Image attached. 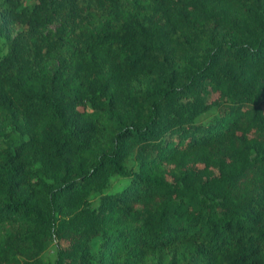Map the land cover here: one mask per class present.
<instances>
[{
	"label": "trees",
	"instance_id": "16d2710c",
	"mask_svg": "<svg viewBox=\"0 0 264 264\" xmlns=\"http://www.w3.org/2000/svg\"><path fill=\"white\" fill-rule=\"evenodd\" d=\"M5 31L0 264H264V0H0Z\"/></svg>",
	"mask_w": 264,
	"mask_h": 264
},
{
	"label": "rangeland",
	"instance_id": "374dc122",
	"mask_svg": "<svg viewBox=\"0 0 264 264\" xmlns=\"http://www.w3.org/2000/svg\"><path fill=\"white\" fill-rule=\"evenodd\" d=\"M33 0H26V2H32ZM9 31H5L4 34H2V36H0V46L2 48L5 47L6 45V41L9 35ZM11 35L13 34V32L10 33ZM127 179L125 177L119 176V175H113L110 179L109 182V188L108 191H114L117 190L119 188H121L125 183H126ZM55 242H52L48 249L43 253V258L44 259H52L54 257L55 254ZM92 248L94 250V252L97 254V252H99V248H98V244H97V240H94ZM94 264H99L98 260L95 261Z\"/></svg>",
	"mask_w": 264,
	"mask_h": 264
}]
</instances>
